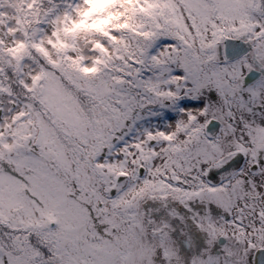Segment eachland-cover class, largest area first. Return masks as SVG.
Listing matches in <instances>:
<instances>
[{"label": "snow or ice", "instance_id": "snow-or-ice-1", "mask_svg": "<svg viewBox=\"0 0 264 264\" xmlns=\"http://www.w3.org/2000/svg\"><path fill=\"white\" fill-rule=\"evenodd\" d=\"M0 264H264V0H0Z\"/></svg>", "mask_w": 264, "mask_h": 264}]
</instances>
